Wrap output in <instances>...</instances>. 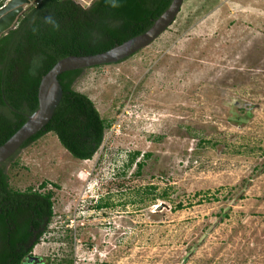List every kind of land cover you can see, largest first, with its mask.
<instances>
[{
  "label": "rangeland",
  "instance_id": "1",
  "mask_svg": "<svg viewBox=\"0 0 264 264\" xmlns=\"http://www.w3.org/2000/svg\"><path fill=\"white\" fill-rule=\"evenodd\" d=\"M74 87L107 127L94 157L47 133L7 164L14 188L54 192L39 263L264 264V0H184L152 44ZM134 151L151 153L140 173Z\"/></svg>",
  "mask_w": 264,
  "mask_h": 264
},
{
  "label": "trees",
  "instance_id": "2",
  "mask_svg": "<svg viewBox=\"0 0 264 264\" xmlns=\"http://www.w3.org/2000/svg\"><path fill=\"white\" fill-rule=\"evenodd\" d=\"M4 2L0 0V7ZM171 3L172 0H119V7L112 8L105 0H95L83 8L74 0H36L26 7L15 27L0 35V145L38 109L41 79L60 59L101 53L146 32ZM46 17H52L59 27L45 23ZM83 70L59 75L63 95L52 119L21 149L53 133L78 160H90L98 152L107 127L94 101L74 87ZM249 116L250 113H233L230 120L243 123ZM140 155V151H134L128 163L136 166L137 173L143 170L151 153L137 161ZM12 158L0 165V264H34L29 257L55 216L54 192L45 189L49 181L39 189L14 188L7 172ZM176 208H183V204ZM73 261L72 255L59 263L36 264Z\"/></svg>",
  "mask_w": 264,
  "mask_h": 264
},
{
  "label": "water",
  "instance_id": "3",
  "mask_svg": "<svg viewBox=\"0 0 264 264\" xmlns=\"http://www.w3.org/2000/svg\"><path fill=\"white\" fill-rule=\"evenodd\" d=\"M35 0H14L0 7V35L13 29L26 7ZM83 8H88L95 0H74ZM184 0H172L170 6L146 32L132 37L107 51L93 55H70L60 59L41 79L38 90V109L4 144L0 145V165L7 162L23 144L46 127L52 119L63 95L59 75L66 71L87 69L123 61L139 50L152 44L176 20ZM162 206V205H161ZM30 261L38 263L39 258L31 255Z\"/></svg>",
  "mask_w": 264,
  "mask_h": 264
},
{
  "label": "clouds",
  "instance_id": "4",
  "mask_svg": "<svg viewBox=\"0 0 264 264\" xmlns=\"http://www.w3.org/2000/svg\"><path fill=\"white\" fill-rule=\"evenodd\" d=\"M105 3L112 8L119 7V0H105ZM45 23L51 24L54 28L59 27V25L56 23V21L52 17H46Z\"/></svg>",
  "mask_w": 264,
  "mask_h": 264
},
{
  "label": "built area",
  "instance_id": "5",
  "mask_svg": "<svg viewBox=\"0 0 264 264\" xmlns=\"http://www.w3.org/2000/svg\"><path fill=\"white\" fill-rule=\"evenodd\" d=\"M35 1H36V0H35ZM35 1H33V2H35ZM68 264H78L77 259L74 258V261H73V262H70V263H68Z\"/></svg>",
  "mask_w": 264,
  "mask_h": 264
},
{
  "label": "flooded vegetation",
  "instance_id": "6",
  "mask_svg": "<svg viewBox=\"0 0 264 264\" xmlns=\"http://www.w3.org/2000/svg\"><path fill=\"white\" fill-rule=\"evenodd\" d=\"M28 7V6H27ZM38 263H39V261H38Z\"/></svg>",
  "mask_w": 264,
  "mask_h": 264
}]
</instances>
